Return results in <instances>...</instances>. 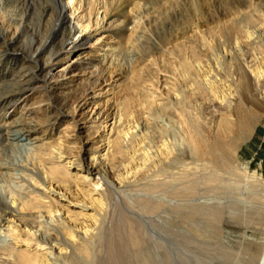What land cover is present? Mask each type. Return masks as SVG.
Masks as SVG:
<instances>
[{
  "label": "rangeland",
  "instance_id": "1",
  "mask_svg": "<svg viewBox=\"0 0 264 264\" xmlns=\"http://www.w3.org/2000/svg\"><path fill=\"white\" fill-rule=\"evenodd\" d=\"M55 14L56 7L51 0H0V30L5 36L7 34L6 38L0 37V54L9 50L21 56L22 52L28 51L32 40L48 38ZM136 14L140 18L138 24L133 18ZM262 15L264 0H72L65 12L67 22L63 31L39 56L45 67L38 73L39 78L45 77L50 69L49 76L63 67L88 60H96L105 74L99 81H96L97 76L89 75L92 69L69 74L64 79L67 86L56 88L54 96L58 100L62 90L72 97V101L59 111L54 108L40 113L38 116L45 120V126L26 116L28 110L38 105L45 108L43 88L25 90L27 99L24 101L23 97L15 105L0 99V135L5 128H21L24 123L40 130L34 133L37 135L23 137L20 141L28 142L25 144L28 150L12 148L9 151V157L20 167H12L6 172L20 173L24 178L11 185L36 188L27 179V174L37 169L38 159L33 158L39 152L42 158H47L49 150L46 149L51 143L61 148L66 160L76 165H88L91 157L103 151L108 131L120 116L122 125L129 120L134 128L131 137L123 139L120 153L102 168L109 178L115 180L123 174L129 165L128 157L134 153L139 169L128 175L131 184H152L161 180L166 172L178 177L187 176L192 181L188 200L179 201L176 195L175 202L171 201V206H168L170 202L166 203L165 208L161 203L156 208L151 200L135 197V194H144L143 191L113 195L116 218L124 214L132 221L137 219L134 222L141 230L170 234L175 248L195 253L192 258L196 256L203 262L234 264V260L225 254L228 250L233 257L242 253L243 261L258 256V243L264 239V215L259 218L251 214L249 219L241 216L226 187L232 177V181L237 179V182L240 178L213 169L207 153L199 158L191 155L179 129L180 123L186 127L183 122L186 119L188 125L197 124L204 130L203 135L210 138L217 121L233 115L238 102L245 104L246 95L264 104V73L256 83L249 82L247 88L234 89L233 95L228 94L225 87L219 89L220 80L232 82L238 76V69L253 68L264 59ZM20 16H25L21 34L14 38L16 42L7 46L6 39L17 29L15 24ZM196 19L200 20V27L193 29L191 23ZM246 32L251 33V39H235L237 33L244 35ZM74 41L78 43L77 47L56 55L61 44ZM13 66L6 67V63L0 66V95L11 90L4 88L7 80H11L9 75L22 72L20 62L14 69ZM204 75L207 77L203 78ZM245 105L257 109L255 102ZM48 125L51 131L47 134L42 130ZM263 130L264 106L249 135L238 142L232 152L231 161L235 167L249 162ZM36 136L39 138H34ZM231 136L229 133L223 139ZM139 144L141 148L136 150ZM164 145L172 150L173 159L166 170H158L153 167V155ZM184 150L189 156L186 157ZM141 151L147 153L144 159ZM181 153L185 157H180ZM17 168L24 170H14ZM248 169L250 173L255 171ZM256 173L264 180V176ZM0 186L8 192L7 183L0 181ZM160 192L153 193L154 198ZM148 206H153L152 212L147 211ZM31 212L38 214L43 222L47 220L56 226L53 214L44 215L39 210ZM0 235H4L2 229ZM10 238L30 251L35 248L41 253L48 251L44 246L37 247L34 238L26 232L19 231L16 237ZM92 250L87 254L78 252L68 262L60 259L57 264H138L135 253L119 259L101 249L94 258Z\"/></svg>",
  "mask_w": 264,
  "mask_h": 264
},
{
  "label": "bare ground",
  "instance_id": "2",
  "mask_svg": "<svg viewBox=\"0 0 264 264\" xmlns=\"http://www.w3.org/2000/svg\"><path fill=\"white\" fill-rule=\"evenodd\" d=\"M51 1H53L56 7L51 35L43 40H32L28 51L22 52L21 56L17 53H10L9 50H4L0 54V66L6 63V67L11 68L14 65V69L15 64L20 62L22 69V72L19 70L20 72L16 71L17 73L14 72L15 74L9 75L11 80H7L9 85L7 84L4 88H11V90L5 92V95H0V99L4 100L7 104L15 105L23 97L25 98L24 101L27 99L24 96L26 94L25 90L43 88L45 90V108L38 105L26 113L28 120L39 121L41 126H45V120H40L38 116L40 113L43 114L54 108L59 111L68 102L72 101V97L65 92L63 93L62 90L59 91L58 100L54 96L56 88L67 86V82H64V79L69 74L82 69H92L88 73L91 77L93 75L97 76L96 81L103 78L105 74L104 70L98 66L96 60H88L73 66L63 67L55 75L51 76H49L50 69L47 71L45 77L39 78L38 73L44 71L43 69L45 68L40 63L39 56L57 41L55 39L61 34L67 22L65 12L68 5H71L72 2V0H66L68 3L65 0ZM24 17L22 16L19 22L15 24L18 27L16 26L17 29H14L15 31L12 32L11 37L6 39L7 46H10L11 42L17 41L14 38L21 34ZM138 17L139 15L137 14L133 17L135 24H138L140 21ZM262 19L264 21L263 15ZM199 21L198 19L193 21L191 28L198 29L200 27L198 25ZM79 29L83 31L84 28L80 26ZM3 33L0 30V37L5 36ZM250 36L251 33L249 32H246L244 35L237 33L235 39L242 40L245 38L248 40V38L251 39ZM78 40L84 39L78 38ZM77 46L78 43L76 41L67 45L61 44L56 55H60L69 49L72 50ZM52 61L53 58L50 57V62ZM263 73L264 59L253 68H247L246 70L238 69V76L232 82L220 80L219 89L225 87L229 90L228 94L233 95L232 91L234 89L247 88L246 86L249 82L256 83ZM205 76L207 77V75H204L203 78ZM53 81H55L54 84ZM245 99L248 103L255 102L257 109L255 110L245 105L246 102L245 104L238 102L233 115L221 117L217 121L210 138L203 135V129L197 124L190 123L188 125L186 119L183 121L186 127L180 123L179 130L182 131L183 141L186 142L185 148L189 149L188 147H190L189 151L191 155L199 158L204 153H207L213 169L217 171L223 170L230 173L229 175L234 174L240 178L237 177L239 179L237 182L235 177L236 181H232V177L231 181L226 183V187L227 190L229 188L231 191L232 200L238 206L236 209L241 212V216L249 219L251 214H256L259 218L264 215V180L257 175L256 171L250 173L248 161H245L240 167H235L232 164L231 156L237 143L245 139L253 126L258 122L259 111L263 108L264 104L254 101L247 95ZM20 123L23 122L21 121ZM22 125L24 127L13 130L10 127L5 128V132L0 135V181L7 183L9 188L6 193L0 186V230L4 231V235H0V264H57L60 259L68 262L74 258L76 253L83 252L87 254L88 250L91 249H93L94 258L96 257L95 253L99 250L101 251V249L103 251L107 250L110 257L114 256V258L118 257L119 259L135 253V256L138 257V260H136L138 264L212 263L210 261L203 262L196 256L192 258L193 254L196 255L195 253H188L180 248H175L170 234L163 235L141 230L140 226L134 222L137 219L132 221V218L120 213L122 215L121 219H117V216L114 215L116 213L114 212L115 209L112 202L113 195L118 196L119 194H125V192L130 193L137 190L143 191L144 194H135V197L151 200L152 203L156 204L157 208L160 203L163 204V207H166V203L169 204L170 202L168 206H171V201L175 202L174 196L176 195L180 199L179 201L186 202L188 200L187 194L191 189L190 182L192 180H188L187 176L184 175L178 177L171 172H166L167 174L165 173L166 175L162 179L160 178L161 180L155 181L152 184L149 183L150 185L146 182L145 184H140V186L131 184L132 182L128 179V175L139 169L134 153L128 157L129 165H126L123 174L115 180L109 178L102 168L104 169L105 166H108L120 153L123 139L127 136L131 137L134 126L129 120L122 125V122L120 123V116H118L117 120L114 121V126L108 131L103 151L100 155L91 157L88 165H76L73 161L66 160L61 148L51 145V143L46 149L49 150L46 153L48 155L47 158H42V153L39 152L35 156L36 158H33V160L38 159L36 161L38 163L37 169L27 174V179L32 181V185H35L34 187L36 188H32L33 186L29 185L25 188H23V185H18V188L13 187L11 184L14 181L22 182L24 178L20 173L9 174L6 172V170L12 167H20L9 157V151L12 148L28 150L29 148L25 146L28 142L21 143L20 141L23 140V137L29 138L30 135H37L34 133L40 131L27 123ZM233 126L235 127V131H233ZM42 131L49 133L51 127L48 125ZM229 133L232 134L231 138L223 139V136ZM34 138L39 137L36 136ZM140 148L139 144L136 150H140ZM184 152L186 151L184 150ZM183 153H181L180 157H185V154L187 157V152ZM141 154L143 155V159L147 157L146 152L141 151ZM172 154V150L164 145L163 148H160L153 155V167H157L158 170H166V167H169L172 162ZM144 161L142 162L143 165L146 164ZM14 170L18 171L22 170V168ZM178 186L180 189L178 188L177 192ZM160 190L162 191L160 195L154 198L153 193ZM152 207H146L147 211L152 212ZM34 210H39L42 214L48 216L53 214L57 222L56 226H53L47 220L44 222L40 220L38 214L31 212ZM19 231L31 235L37 247H46L48 249L47 253L38 252L36 248L34 251H30L17 245V242H13L10 237H16ZM258 244L260 251L258 256L255 255L247 261H243L240 258L243 255L240 252L236 253L234 257L231 256L229 250L225 254L227 258L230 257L231 260H234L232 261L234 264H264V239ZM215 251L218 253L217 257L219 258V249Z\"/></svg>",
  "mask_w": 264,
  "mask_h": 264
},
{
  "label": "built area",
  "instance_id": "3",
  "mask_svg": "<svg viewBox=\"0 0 264 264\" xmlns=\"http://www.w3.org/2000/svg\"><path fill=\"white\" fill-rule=\"evenodd\" d=\"M249 168L264 176V130L259 135L256 148L249 160Z\"/></svg>",
  "mask_w": 264,
  "mask_h": 264
},
{
  "label": "water",
  "instance_id": "4",
  "mask_svg": "<svg viewBox=\"0 0 264 264\" xmlns=\"http://www.w3.org/2000/svg\"><path fill=\"white\" fill-rule=\"evenodd\" d=\"M263 256H264V251H263Z\"/></svg>",
  "mask_w": 264,
  "mask_h": 264
}]
</instances>
